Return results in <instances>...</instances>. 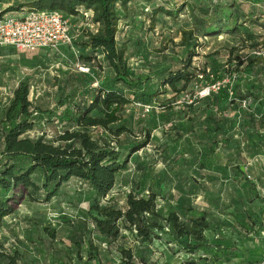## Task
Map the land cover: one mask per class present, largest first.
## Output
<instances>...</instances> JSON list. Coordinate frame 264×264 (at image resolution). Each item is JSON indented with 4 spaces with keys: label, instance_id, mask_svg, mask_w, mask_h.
I'll return each mask as SVG.
<instances>
[{
    "label": "rangeland",
    "instance_id": "rangeland-1",
    "mask_svg": "<svg viewBox=\"0 0 264 264\" xmlns=\"http://www.w3.org/2000/svg\"><path fill=\"white\" fill-rule=\"evenodd\" d=\"M43 1L45 7L58 11L68 22L73 42L84 30H94L91 11L86 13L85 7H81L79 13L71 11L70 14L73 0ZM22 2L0 0V16L20 12L22 9L17 6ZM190 5L189 0H119L115 7L116 39L126 42L130 70L148 78L145 87L156 96L144 105L148 106V112L136 103L125 106L121 120L111 128L125 127L131 131L130 138L139 136L140 128L150 129L151 142L131 156L128 170L117 176L115 186L105 199L95 201L96 196L87 183L70 179L47 204L21 201L14 215L5 220L0 240L6 249L20 252L22 264H120L118 244L134 252L143 246L124 231V238L118 244L107 245L93 232L89 218L93 214L91 207L96 203L105 206L109 199L121 207L123 197L135 192L134 185L142 179L145 188L150 187L156 195L159 215L165 216L173 210L186 221L205 214L210 229L204 232V248L189 256L179 242H193L188 238L175 241L164 222L158 220L163 226L162 230L154 231L158 239L144 244L147 248L144 252L141 250L147 264H182L199 257H206L212 263L215 251L232 246L240 249L245 259H220L214 264H264V193L261 192L264 177L260 174L259 178V172L254 173L252 167L254 162L257 168L259 164L264 166V128L256 132L247 128L252 131L249 141L242 132L246 129L241 131L235 126L232 131L228 129L217 135L218 142L213 143L205 132L206 127L201 129L197 125L201 113L198 93L214 84L219 87L228 84L231 67L228 62L249 52L238 50L237 33L202 36L191 24ZM9 7L16 11L5 12ZM256 9L264 16L262 8ZM243 10L247 12V6ZM260 23L249 28L250 31L264 35V19ZM73 42L71 46L60 45L57 50L31 52L0 46V120L13 90L22 81L30 85L29 98L33 105L47 110L56 105L57 87L62 88L63 96L74 94L76 100L86 99L93 87L111 79L104 65L84 67L80 71L78 67L83 65L75 58L80 50ZM231 49H236L233 54ZM165 69H181L189 76L187 82L174 86L179 90L184 85L183 91L175 93L171 87L161 86L159 74ZM220 70H227L226 76L220 78ZM243 89H249L254 100L251 98L250 104L229 105L223 110V115L234 117L236 123L242 120L243 113L254 109L255 98L264 100V77L248 78ZM56 131H61V127L55 130L37 125L27 136L35 138L45 133L50 139ZM136 165L144 166L143 170H138ZM39 178L34 177L37 181ZM255 179L260 181L261 190L257 189ZM147 194L144 191L141 195ZM50 233H54V238ZM88 240L97 248V261L88 260Z\"/></svg>",
    "mask_w": 264,
    "mask_h": 264
},
{
    "label": "trees",
    "instance_id": "trees-1",
    "mask_svg": "<svg viewBox=\"0 0 264 264\" xmlns=\"http://www.w3.org/2000/svg\"><path fill=\"white\" fill-rule=\"evenodd\" d=\"M189 1L191 24L202 36L237 33L238 50L247 49L249 52L245 56H235L228 62L231 65L228 84L219 87L216 93L198 99L201 113L197 125L201 129L202 126L206 127L205 132L213 143L218 142L215 141L217 135L235 126L240 127L241 131L245 128L243 135L250 141L252 131L264 128V100L255 98L254 109L243 113L242 120L237 123L234 117L223 115V110L229 105L250 104L253 96L249 89L244 91V85H247L250 77H264V35H256L249 29L260 25L264 19L263 13L256 9L264 10V0ZM73 2L70 14L71 11L73 14L79 13V8L85 7V12H92L91 22L96 27L95 31L84 30L73 42L74 47L80 50L77 61L90 69L104 65L112 77L93 87L86 99L76 100L74 94L63 96L62 88L57 87L56 105L47 110L33 105L29 100L28 81H22L15 87L0 120V232L4 219L16 211L21 201L47 204L70 179L87 183L96 196L95 201L105 199L115 186L117 176L128 170L131 156L147 147L151 141L150 129L140 128L139 136L130 138L131 131L125 127L111 128L121 120L125 106L134 103L145 105L156 96L155 92L145 87L148 78L137 76L130 70L126 42L116 39L118 19L115 7L119 0ZM44 4L43 0H23L17 8L49 9ZM243 6H247V12ZM11 11L16 10L9 7L5 12ZM235 50L231 49L230 54ZM226 74L227 70H220V78ZM159 76L162 77L161 86H169L175 93L184 90V85L179 90L174 89L176 83L189 80L181 69H165ZM188 108L195 115L192 106ZM37 125L55 130L59 126L61 131H56L50 139L45 133L35 138L27 136ZM247 128L252 131H247ZM253 147L251 143V149ZM136 166L138 170H143L144 166ZM36 175L40 177L38 181L34 179ZM149 188H145L142 179L134 185L135 192L131 191L123 197L121 207L111 199L107 200L105 206L96 203L91 207L93 214L89 218L93 232L103 238L107 245L118 244L124 238V231L143 246L134 252L118 244L116 250L120 255V264H147L143 256L147 245L145 247L144 244L158 239L154 231L163 229L158 220L164 222V227L175 241L188 238L193 242H179L189 256L204 248V232L210 230L205 214L189 217L186 221L173 210L161 216L156 212V195ZM144 191L148 192L146 197L141 195ZM146 216H150L151 221ZM50 235L54 238V233ZM86 246L88 260L97 261V248L89 240ZM220 259H245V256L240 249L232 246L215 251L212 263L206 257H199L182 264H214ZM0 264H22L20 252L6 249L1 240Z\"/></svg>",
    "mask_w": 264,
    "mask_h": 264
},
{
    "label": "built area",
    "instance_id": "built-area-1",
    "mask_svg": "<svg viewBox=\"0 0 264 264\" xmlns=\"http://www.w3.org/2000/svg\"><path fill=\"white\" fill-rule=\"evenodd\" d=\"M74 37L70 35L68 22L55 10L26 8L22 14H7L0 18V46L11 47L17 51L31 52L38 49L57 50L60 45H72ZM80 71L84 67L79 66ZM218 84L207 87L198 93L204 98L216 93ZM144 112L148 106L139 105Z\"/></svg>",
    "mask_w": 264,
    "mask_h": 264
},
{
    "label": "crops",
    "instance_id": "crops-1",
    "mask_svg": "<svg viewBox=\"0 0 264 264\" xmlns=\"http://www.w3.org/2000/svg\"><path fill=\"white\" fill-rule=\"evenodd\" d=\"M22 12H23V10H21L20 12H14V13H10V14H14V15H18V14H22ZM79 12H80V10H79ZM87 13V12H86ZM93 27H95L94 25H93ZM96 30V27L94 28V30L93 31H95ZM121 42V41H120ZM77 49V48H76ZM72 51H73V54H74V48L73 49H71ZM76 58V57H75ZM128 59V58H127ZM31 96V95H30ZM12 97V96H11ZM29 100L31 101V99L29 98ZM234 129V128H233ZM232 129V130H233ZM231 130V131H232ZM151 142V141H150ZM252 167H253V169H254V173H256L257 174V172H259V175L261 174L263 177H264V172H263V170H264V166H263V168H262V165L261 164H259L258 165V168H257V166H256V162H254L253 163V165H252ZM261 175L259 176V178H261ZM255 181H256V179H255ZM255 184L257 185V189L258 190H261L260 188H259V184H260V181H256L255 182ZM261 187L262 188H264V184L262 183L261 184ZM261 192L262 193H264V190L262 189L261 190ZM264 202V201H263ZM15 213V212H14ZM14 213L11 215V216H13L14 215ZM10 216H8V217H6L5 219H4V222H3V226H4V223L6 222L5 220L7 219V218H9ZM2 230V229H1ZM1 233V232H0Z\"/></svg>",
    "mask_w": 264,
    "mask_h": 264
}]
</instances>
